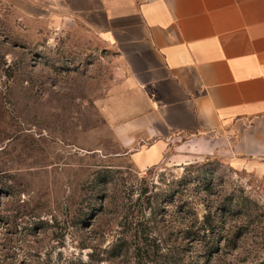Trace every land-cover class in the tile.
<instances>
[{
  "label": "rangeland",
  "instance_id": "374dc122",
  "mask_svg": "<svg viewBox=\"0 0 264 264\" xmlns=\"http://www.w3.org/2000/svg\"><path fill=\"white\" fill-rule=\"evenodd\" d=\"M100 29L56 0H0V264L259 262L264 171L178 136L137 169L106 112L128 68Z\"/></svg>",
  "mask_w": 264,
  "mask_h": 264
},
{
  "label": "crops",
  "instance_id": "0c3cea01",
  "mask_svg": "<svg viewBox=\"0 0 264 264\" xmlns=\"http://www.w3.org/2000/svg\"><path fill=\"white\" fill-rule=\"evenodd\" d=\"M56 2L99 20L128 68L106 112L137 169L178 136L212 150L223 141L241 167L264 171V0Z\"/></svg>",
  "mask_w": 264,
  "mask_h": 264
},
{
  "label": "trees",
  "instance_id": "16d2710c",
  "mask_svg": "<svg viewBox=\"0 0 264 264\" xmlns=\"http://www.w3.org/2000/svg\"><path fill=\"white\" fill-rule=\"evenodd\" d=\"M105 180H103L104 182ZM202 224H205V223H202ZM190 229V230H189ZM193 229V230H191ZM200 229H204L200 226H196V225H192L190 224L188 227H187V236L186 237H191V240H196V239H199V235H198V232L200 231ZM256 264H264V258L261 259L259 262H257Z\"/></svg>",
  "mask_w": 264,
  "mask_h": 264
}]
</instances>
